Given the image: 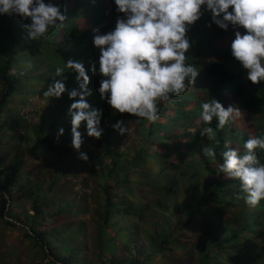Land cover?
I'll return each mask as SVG.
<instances>
[{
    "label": "trees",
    "instance_id": "obj_1",
    "mask_svg": "<svg viewBox=\"0 0 264 264\" xmlns=\"http://www.w3.org/2000/svg\"><path fill=\"white\" fill-rule=\"evenodd\" d=\"M54 2L64 3V27L38 41L23 42L28 21L0 16V190L8 194L0 199V264H26V253L27 264H264V200L249 208L239 182L218 173L225 142L243 136L218 130L215 119L213 140L199 134L207 126L198 123L200 105L215 97L250 115L264 137V82L246 80L231 56V26L207 27L208 13L192 26L187 62L200 72L182 97L160 101L155 123L112 115L96 91L101 76L89 71L86 99L102 110L104 132L89 137L82 122L84 161L71 147L73 100L43 91L54 80L79 91L75 73L57 76L56 67L67 71L73 58L89 69L99 55L89 31L111 30L122 14L112 0ZM121 119L131 128L123 136L111 128ZM258 156L264 162V150ZM18 226L22 237L13 235ZM187 234L190 262L178 251Z\"/></svg>",
    "mask_w": 264,
    "mask_h": 264
},
{
    "label": "clouds",
    "instance_id": "obj_2",
    "mask_svg": "<svg viewBox=\"0 0 264 264\" xmlns=\"http://www.w3.org/2000/svg\"><path fill=\"white\" fill-rule=\"evenodd\" d=\"M112 3L114 11L122 14L117 15L114 28L107 32L99 28L89 31L93 33L92 45L99 53L97 60L86 69L82 60L68 58L65 60L67 71L64 67L55 69L57 76L75 73L79 91L67 90L63 80H54L43 91L47 98H60L67 91L73 100L67 114L71 118V147L79 153L80 159H89L86 153L79 151L83 143L79 130L82 122L89 137L99 139L104 132L102 110L92 107L86 99L92 94L88 87L89 71L101 76L96 91L109 105L112 115L127 113L135 116L137 123L140 120L155 123L160 119V101L182 97L200 72L187 62L193 46L188 32L205 13L210 16L207 27L215 24L227 31L231 26L234 35L228 47L231 56L245 70V79L254 85L264 82V0H112ZM65 13L64 3L54 0H0V16H16L28 21L22 25L25 43L47 38L57 26L63 28L67 19ZM76 97L79 99H74ZM200 108L198 123L207 125L200 128L201 137L214 139L210 126L214 119L218 130L226 126L241 132L243 137L239 140L225 142L218 173L238 181L244 203L255 209L264 200V162L258 156V151L264 150V137L255 135L256 122L233 104L225 107L215 97L202 102ZM243 114L251 120L247 128L236 126L237 118ZM111 128L122 136L131 131L122 119L111 124ZM63 133L61 127L57 138ZM202 151L204 156L216 159L214 147ZM0 199L7 200V192L0 190ZM191 240L193 242L192 236L185 235L182 240L185 249H178L187 262L192 259Z\"/></svg>",
    "mask_w": 264,
    "mask_h": 264
},
{
    "label": "rangeland",
    "instance_id": "obj_3",
    "mask_svg": "<svg viewBox=\"0 0 264 264\" xmlns=\"http://www.w3.org/2000/svg\"><path fill=\"white\" fill-rule=\"evenodd\" d=\"M243 116V117H242ZM241 117L237 118L236 120V126L240 127V128H247L248 123L251 121L250 118L243 114ZM249 128V127H248ZM95 140V139H94ZM23 229V230H22ZM25 227L23 226H18V228L13 229V235L15 237H22L23 236V232H25ZM21 239V238H20ZM19 246H21V250L24 249L27 252V247L25 245H23L20 241H19ZM26 258H24L25 263L27 264V262H30V257L28 256V253H26ZM185 262H187L186 260H184Z\"/></svg>",
    "mask_w": 264,
    "mask_h": 264
}]
</instances>
